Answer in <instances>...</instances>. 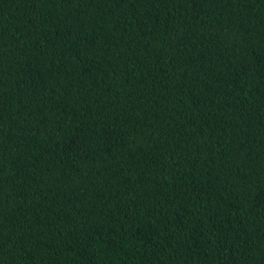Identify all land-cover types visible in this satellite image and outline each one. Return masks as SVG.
<instances>
[{"label": "trees", "instance_id": "obj_1", "mask_svg": "<svg viewBox=\"0 0 264 264\" xmlns=\"http://www.w3.org/2000/svg\"><path fill=\"white\" fill-rule=\"evenodd\" d=\"M0 264H264V0H0Z\"/></svg>", "mask_w": 264, "mask_h": 264}]
</instances>
